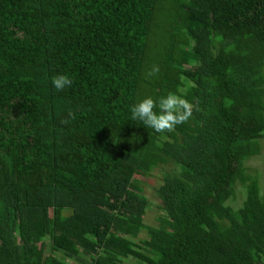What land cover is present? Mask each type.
I'll list each match as a JSON object with an SVG mask.
<instances>
[{"label":"trees","instance_id":"trees-1","mask_svg":"<svg viewBox=\"0 0 264 264\" xmlns=\"http://www.w3.org/2000/svg\"><path fill=\"white\" fill-rule=\"evenodd\" d=\"M168 92L186 122L129 119ZM262 137L264 0H0V264H264L256 178L227 205Z\"/></svg>","mask_w":264,"mask_h":264},{"label":"rangeland","instance_id":"rangeland-1","mask_svg":"<svg viewBox=\"0 0 264 264\" xmlns=\"http://www.w3.org/2000/svg\"><path fill=\"white\" fill-rule=\"evenodd\" d=\"M185 67L190 66L189 63L184 65ZM260 149L258 153L249 159L244 161V174L235 183V190L231 198L227 201V205L231 206L233 209L241 207L245 200V186L242 184L245 180V176L251 175L256 178L259 188L264 191V137L259 140ZM174 167L162 166L153 169L147 176H142L135 174L133 177L137 179L138 185L141 188L143 195L147 198V208L143 217V221L147 226H158L159 218L163 215V210L161 208V201L158 197L157 189L160 187L162 182V176L165 171H171ZM247 184V180H246ZM139 238H146V230H141L139 233ZM44 238L45 245L44 248L46 252L49 251V239ZM61 257V256H60ZM85 259L86 256L84 255ZM66 262L73 263L72 259H67ZM122 264H140L138 259L132 257L123 258Z\"/></svg>","mask_w":264,"mask_h":264},{"label":"clouds","instance_id":"clouds-1","mask_svg":"<svg viewBox=\"0 0 264 264\" xmlns=\"http://www.w3.org/2000/svg\"><path fill=\"white\" fill-rule=\"evenodd\" d=\"M72 83L71 77L66 73H58L51 77V86L57 92L71 87ZM191 111L192 106L183 93L168 92L155 99L144 96L137 100L130 106L129 119L139 121L145 128H151L154 133L163 134L186 122L191 116Z\"/></svg>","mask_w":264,"mask_h":264}]
</instances>
